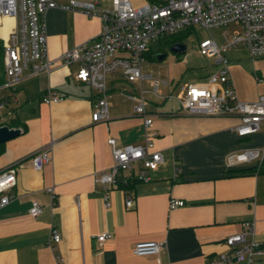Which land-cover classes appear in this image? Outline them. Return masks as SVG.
<instances>
[{
	"label": "crops",
	"instance_id": "obj_1",
	"mask_svg": "<svg viewBox=\"0 0 264 264\" xmlns=\"http://www.w3.org/2000/svg\"><path fill=\"white\" fill-rule=\"evenodd\" d=\"M17 22L15 16L0 12L2 55ZM102 25L99 15L81 9L50 8L46 13L49 56L58 58L95 39ZM78 67V62L59 61L50 73L30 74L26 69L10 89L0 88V100L9 97L0 107V125L14 123L22 129L0 143V171L17 168L12 198L0 208V264H215L229 248L225 238L242 231L247 220L255 221L254 236L264 243V170H248L259 164L258 159L233 165L227 161L232 152L263 146L262 129L241 136L237 115L192 114L167 98L152 99L155 142L164 160L143 178L125 171L130 188L110 186L111 204L106 205L105 188L97 175L114 162L109 137H115L119 146L145 143L144 119L135 110L136 102L123 94L140 93L141 85L123 88L118 85L126 78L122 71L109 73V117L95 121L98 92L76 78ZM230 70L242 100L264 94L257 82L258 94L251 95L246 81L255 84V78L248 70L240 65ZM49 87L66 96L57 102L43 101ZM162 94L169 95L163 89ZM45 148L51 149L52 157L40 170L32 157ZM139 168L136 164L135 175ZM48 187L54 188L53 193ZM126 193L134 195L131 207L126 205ZM173 197L185 204L171 208ZM34 200L43 205L38 216L29 211ZM52 227L61 234L54 246L49 243ZM103 231L112 236L100 243L97 235ZM151 239H166L168 247L157 254L134 253L137 241ZM253 264H264V257Z\"/></svg>",
	"mask_w": 264,
	"mask_h": 264
},
{
	"label": "built area",
	"instance_id": "obj_2",
	"mask_svg": "<svg viewBox=\"0 0 264 264\" xmlns=\"http://www.w3.org/2000/svg\"><path fill=\"white\" fill-rule=\"evenodd\" d=\"M61 7L68 10L81 9L88 15H99L103 21L101 34L95 39L77 45L65 51L58 58H51L48 52L46 31V13L50 8ZM0 12L17 18V25L11 31L3 48L4 79L0 80V88L12 87L21 80L26 69L30 74L50 73L59 61L65 64L79 63L76 78L91 85L98 92L94 101L93 120L109 117V101L107 75L122 71L129 81L151 79L150 87L141 84V92L123 91L133 99L137 114L145 123V143L119 146L116 138L109 137L112 146L113 164L101 170L97 179L104 185L103 197L106 205L111 204L109 187L117 185L122 178L128 182L125 171H131L133 177H145L149 169H157L164 160L161 149L156 147L155 138L158 131L153 127L152 107L154 101L146 96L148 91L168 98L162 94L159 79L153 74H145L142 62L152 49L151 41L185 30L195 24L206 27L223 26L232 21L242 24L239 32L223 45L215 38L205 37L200 40L201 51L213 58L212 70L206 79L183 83L181 89L184 96L180 98L183 111L204 115H237L239 123L236 130L241 136L251 135L264 126V94L255 100H242L237 93L229 66V58L225 51L238 43H245L253 60L264 57V0H147L136 5L132 0H111L103 4L101 0H0ZM257 78L262 75L255 72ZM66 96L61 90L49 87L42 100L48 103L57 102ZM9 102V97L0 100V107ZM51 149L45 148L32 157L35 168L43 169L51 159ZM264 160V145L247 147L227 156L229 164ZM140 166L134 174L135 165ZM180 170V166H176ZM133 171V172H132ZM17 184V168L10 166L0 171V208L12 198L11 190ZM52 193L53 187H48ZM54 196V195H53ZM80 203V196H77ZM134 195L126 193V205H134ZM185 204L182 198H172L170 207ZM43 210L40 201L34 200L29 211L38 216ZM254 220H247L245 228L229 234L225 241L228 250L220 255L215 264H229L235 260L253 264L257 257H264V243L254 236ZM112 233H98L97 239L102 243ZM61 240V234L52 227L49 243ZM168 247L167 240H140L134 245L137 255L157 254ZM59 260L63 256L57 255Z\"/></svg>",
	"mask_w": 264,
	"mask_h": 264
},
{
	"label": "rangeland",
	"instance_id": "obj_3",
	"mask_svg": "<svg viewBox=\"0 0 264 264\" xmlns=\"http://www.w3.org/2000/svg\"><path fill=\"white\" fill-rule=\"evenodd\" d=\"M144 1L146 2L147 0H132V2L136 5L137 3H142ZM242 31V24L238 21H232L223 26H211L209 28L201 24H195L186 28L181 33L183 35L182 42L186 45L185 52L171 51L170 45L167 43L160 44L159 39L153 40L151 41L153 57H146L145 61L142 62V70L144 73H152L153 79H159L162 83L166 81V84H162V89L164 94L170 95L167 98V101L173 105H180V98L184 96V92L181 89L182 84L191 80L205 79L212 70L217 68L216 65L212 64L213 58L207 56L201 51L199 47L200 40L205 37H213L219 45H223L231 39L233 35ZM160 51L166 53V56L163 59H157L154 57V55ZM225 54L229 58V66L231 65L232 69H234L235 65H240L242 68L248 70V72L254 75L255 84L246 81V85L251 89V95H253L256 91L258 94V88L256 86L257 82H261L259 83L261 90L264 88V57L257 58L254 61L251 58L250 52L245 43H238L234 45L232 48L226 50ZM255 71H259L262 75L260 79L255 76ZM0 75H4L2 52H0ZM136 82L140 83V85L143 84L146 88H149L151 79H144L141 82L129 81L126 78H123L119 80L118 85L123 88H129L130 86L136 85ZM88 88L90 87L88 86ZM146 96L154 100L162 99V97L150 91L146 93ZM18 98L21 101V97L19 95ZM261 132H264V126L262 127Z\"/></svg>",
	"mask_w": 264,
	"mask_h": 264
},
{
	"label": "water",
	"instance_id": "obj_4",
	"mask_svg": "<svg viewBox=\"0 0 264 264\" xmlns=\"http://www.w3.org/2000/svg\"><path fill=\"white\" fill-rule=\"evenodd\" d=\"M170 50L174 52H185L186 45L181 41L174 42L170 46ZM166 56L164 52H157L156 58L163 59ZM22 131L21 127L12 126L8 123H4L0 125V143L5 142L6 140L20 134Z\"/></svg>",
	"mask_w": 264,
	"mask_h": 264
},
{
	"label": "trees",
	"instance_id": "obj_5",
	"mask_svg": "<svg viewBox=\"0 0 264 264\" xmlns=\"http://www.w3.org/2000/svg\"><path fill=\"white\" fill-rule=\"evenodd\" d=\"M184 31V30H183ZM182 31H180V32H177V33H174V34H170V35H168V36H164V37H162L161 39H159V43L160 44H163V43H167L168 45H172L174 42H177V41H181L182 42ZM163 46V45H162ZM152 55V51L150 50L148 53H147V56H151ZM208 76V75H207ZM0 78H1V75H0ZM0 80H2V79H0ZM13 123V122H12ZM11 125V124H10ZM12 126H16L14 123L12 124ZM249 171H251V172H254V171H263L264 170V160H263V163L261 164V166L259 167V165H253L251 168H249L248 169ZM246 172H248V171H246ZM130 180L128 179V182H126V181H124L122 178H120L119 180H118V183H117V185L118 186H123L125 189H126V187L127 188H130L129 187V183H131V182H129ZM128 190V189H127Z\"/></svg>",
	"mask_w": 264,
	"mask_h": 264
}]
</instances>
